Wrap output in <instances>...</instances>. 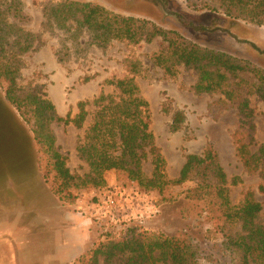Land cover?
<instances>
[{"label": "rangeland", "instance_id": "374dc122", "mask_svg": "<svg viewBox=\"0 0 264 264\" xmlns=\"http://www.w3.org/2000/svg\"><path fill=\"white\" fill-rule=\"evenodd\" d=\"M21 1L31 16L26 28L36 32L39 41L36 49L22 55L23 65L17 78L20 92L38 86L60 115L69 109L75 113L79 100H91L101 90L112 91L103 82L126 74L125 58L138 59L143 71L136 81L149 102L150 128L165 158L168 177L178 176L185 155L199 154L206 144H211L228 180L235 175L242 179L230 185L231 199L237 201L243 191L253 189L262 206L257 221L264 227V191L257 190L261 179L243 169L235 150L237 138L248 140L247 134L242 133L245 127H239L236 107L243 97L253 109L254 141L264 142V101L255 92L257 79L253 74L238 71L236 76H230L225 88L234 90L232 98L221 92L195 93V70L180 66L177 78L169 79L153 66L150 56L159 50L160 39L135 45L112 40L101 48L74 20L68 21L67 29H58L47 19L45 10L60 0ZM75 1L97 3L125 16L150 20L204 47L246 59L264 69V24L227 16L222 8L207 9L202 0ZM2 94L0 89V100L10 116L0 117V253L3 258L14 257L10 264H86L79 257L87 259L100 242L118 239L128 226L147 233L189 234L201 248L198 264H208L203 256L221 257L213 248L221 234L212 221L204 215L182 212L181 203L187 204L183 197L192 181L167 186L161 192L145 191L127 173L110 169L103 173L104 185L73 188L71 202L60 200L30 159L37 146L27 124L3 101ZM175 110H181L184 119L180 128L171 132L169 124ZM51 128L56 145L68 158L70 171L88 173V164L76 151L77 138L84 128L56 122L51 123ZM250 148L255 150L256 146L252 144ZM141 165L143 172L150 175L149 158L142 160ZM109 198L114 200L113 206H109ZM2 264L9 262L3 260ZM99 264L103 262L100 260Z\"/></svg>", "mask_w": 264, "mask_h": 264}, {"label": "trees", "instance_id": "16d2710c", "mask_svg": "<svg viewBox=\"0 0 264 264\" xmlns=\"http://www.w3.org/2000/svg\"><path fill=\"white\" fill-rule=\"evenodd\" d=\"M213 1L215 4L206 0L200 2L207 9L222 8L227 16L264 24V0ZM44 14L58 29H67L68 21L74 20L79 28L89 33L91 42L101 48L112 40L135 45L160 39L159 50L150 56L153 66L160 68L163 76L169 79L177 78L180 66L195 70L197 78L192 85L195 93L221 92L232 98L234 90L225 88L229 85L227 80L238 71L249 72L257 79L258 98L264 101V69L246 59L188 40L176 30L164 29L150 20L125 16L88 1L60 0L48 6ZM30 22L31 16L24 10L21 0H0V89L3 101H7L27 124L31 140L37 146L30 159L43 172L52 193L62 201L71 202V189L104 185L103 173L110 169L127 173V177L145 191L161 192L167 186L192 181L183 197L187 204L181 203L182 212L204 215L221 234V240L213 244L221 257L202 258L208 264H264V227L257 221L261 203L255 198L253 189L243 191L237 201L231 199L230 185L242 179L235 175L228 180L211 144H206L199 154L185 155L178 176L168 177L165 158L150 128L149 102L142 96L136 81V76L143 71L138 59L125 58L126 74L103 82L111 86L112 91L101 90L91 100H79L75 113L69 109L64 116L60 115L38 86L20 92L17 78L23 65L22 55L36 49L39 41V35L26 28ZM236 107L239 127H245L242 133L248 136L247 141L235 140L236 155L247 173L259 176L261 183L257 190L263 192L264 142L257 143L252 136L253 109L248 99L243 97ZM4 114L9 115L0 100V117ZM183 119V112L175 110L170 131H177ZM52 122L84 128L77 138L76 151L88 164V173L79 175L70 171L66 165L67 156L56 145ZM252 144L255 150L250 148ZM148 158L152 165L150 175L143 172L141 165V161ZM200 252L197 241L187 233H147L136 226H128L118 239L100 242L87 259L81 256L79 260L86 264H99L100 260L103 264H157L158 261L198 264Z\"/></svg>", "mask_w": 264, "mask_h": 264}, {"label": "crops", "instance_id": "0c3cea01", "mask_svg": "<svg viewBox=\"0 0 264 264\" xmlns=\"http://www.w3.org/2000/svg\"><path fill=\"white\" fill-rule=\"evenodd\" d=\"M14 258V257H13ZM12 258V256H6L5 258H3L2 257V254L0 253V264H2V261L4 260V261H7V263L9 262V264H10V262L12 261V260H14Z\"/></svg>", "mask_w": 264, "mask_h": 264}, {"label": "built area", "instance_id": "2783aa9c", "mask_svg": "<svg viewBox=\"0 0 264 264\" xmlns=\"http://www.w3.org/2000/svg\"><path fill=\"white\" fill-rule=\"evenodd\" d=\"M108 202H109V206H113L114 205V200L113 199H108Z\"/></svg>", "mask_w": 264, "mask_h": 264}]
</instances>
